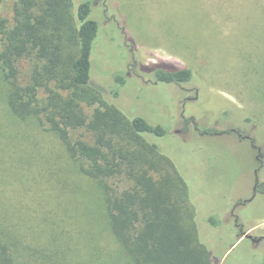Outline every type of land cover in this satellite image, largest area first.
<instances>
[{"label":"rangeland","instance_id":"1","mask_svg":"<svg viewBox=\"0 0 264 264\" xmlns=\"http://www.w3.org/2000/svg\"><path fill=\"white\" fill-rule=\"evenodd\" d=\"M81 3H91L99 24L92 84L128 118L166 129L163 137L145 138L185 180L211 264H264V241L237 240L244 231L264 237V0H74L76 8ZM13 5L0 0V17L9 25ZM19 68L25 85L32 67L24 61ZM154 68H188L195 78L158 83ZM118 74L126 84L114 81ZM8 91L0 69V229L16 238L17 264L51 242L62 254L72 233L77 236L64 247L71 244L78 251L72 258L82 259L80 242L90 226L75 199L88 198L90 180L76 174L57 136L11 113ZM72 137L91 140L89 134ZM110 185L120 192L132 181L121 176ZM104 242L103 262H127L117 240Z\"/></svg>","mask_w":264,"mask_h":264},{"label":"trees","instance_id":"2","mask_svg":"<svg viewBox=\"0 0 264 264\" xmlns=\"http://www.w3.org/2000/svg\"><path fill=\"white\" fill-rule=\"evenodd\" d=\"M92 12L91 3L76 8L74 0H14L12 24L0 17V69L9 85L11 113L22 121L35 119L57 136L76 174L90 180L88 198L75 199L76 211L86 215L82 223L90 226L80 242L84 257L73 259L77 249L69 243L64 247L77 236L72 233L65 235L62 254L51 242L35 250L38 256L21 255L19 262L53 264L52 257L57 264H106L100 243L111 236L128 255L125 264H211L185 180L145 138L163 137L166 129L142 117L128 118L92 84L91 56L99 31ZM24 61L32 68L28 83L21 85L19 65ZM151 70L165 84L195 78L188 68ZM114 81L126 84L123 75ZM111 93L118 97L117 90ZM72 134H89L91 140ZM121 176L132 185L119 192L110 181ZM209 222L219 224L212 217ZM59 235L52 231L54 240ZM13 241L14 235L9 239L0 229V264H17Z\"/></svg>","mask_w":264,"mask_h":264},{"label":"flooded vegetation","instance_id":"3","mask_svg":"<svg viewBox=\"0 0 264 264\" xmlns=\"http://www.w3.org/2000/svg\"><path fill=\"white\" fill-rule=\"evenodd\" d=\"M158 83H160V82H158ZM178 85H182V84H178ZM188 99V98H187ZM193 98H189L188 99V101H190V100H192ZM184 103H186V101H184ZM182 117H183V115H182ZM185 120V126L186 125H188V120L187 119H184ZM206 133V132H205ZM211 133V134H210ZM209 135H212V132H209L208 133ZM214 134V133H213ZM257 160H259L260 161V163L262 164V161H261V157H257ZM259 185H261L258 181H257V184H256V186H255V188H254V192H255V194H257V192H258V186ZM257 195H254V197H256ZM250 201H252V199H250L249 200V202ZM239 236V235H238ZM241 237V236H240ZM245 240H249L251 243H253V244H259L260 242H262V241H264V237H262V238H259V237H254V236H251V238H245Z\"/></svg>","mask_w":264,"mask_h":264},{"label":"water","instance_id":"4","mask_svg":"<svg viewBox=\"0 0 264 264\" xmlns=\"http://www.w3.org/2000/svg\"><path fill=\"white\" fill-rule=\"evenodd\" d=\"M240 238H251V235L244 233L243 235H241Z\"/></svg>","mask_w":264,"mask_h":264},{"label":"crops","instance_id":"5","mask_svg":"<svg viewBox=\"0 0 264 264\" xmlns=\"http://www.w3.org/2000/svg\"><path fill=\"white\" fill-rule=\"evenodd\" d=\"M247 233V232H246ZM237 240H241V238H240V236L238 237V239Z\"/></svg>","mask_w":264,"mask_h":264}]
</instances>
